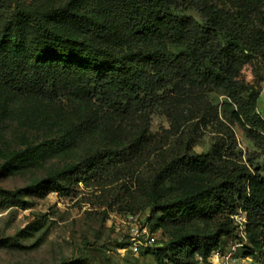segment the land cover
I'll use <instances>...</instances> for the list:
<instances>
[{"label": "trees", "instance_id": "trees-1", "mask_svg": "<svg viewBox=\"0 0 264 264\" xmlns=\"http://www.w3.org/2000/svg\"><path fill=\"white\" fill-rule=\"evenodd\" d=\"M257 56L264 65V0H0L4 169L14 174L46 160L63 163L11 198L20 205L22 195L88 185L110 166L141 165L154 156L162 165L151 187L152 214L161 223L195 218L210 231L148 246L144 254L159 264L165 257L190 264L189 256L207 263L224 238L236 235L233 216L244 212L251 245L245 257L256 259L264 252V176L236 151L235 134L211 96L225 97L228 122L264 152L260 93L242 73ZM58 103L70 110V121L53 112ZM15 109L30 112L25 125L46 130L24 149L5 145ZM154 114L170 127L153 132ZM211 123L222 136L198 153L196 134ZM84 135L97 142L78 156ZM185 176L199 182L173 199L160 198L162 183L172 187L170 178ZM121 192L115 189V197Z\"/></svg>", "mask_w": 264, "mask_h": 264}, {"label": "rangeland", "instance_id": "rangeland-1", "mask_svg": "<svg viewBox=\"0 0 264 264\" xmlns=\"http://www.w3.org/2000/svg\"><path fill=\"white\" fill-rule=\"evenodd\" d=\"M242 73L248 86L260 93L257 113L264 119V65L261 57H255ZM211 97L218 105L220 119L235 134L236 151H242L244 162L250 157L264 176V152L254 144L244 128L228 122L231 107L225 106V97L218 94ZM63 105L58 103L51 107L56 109L53 112L70 121V110ZM29 117V111L18 114L14 110L5 145L24 149L28 139L46 134L45 129L33 122L25 125L23 121ZM150 119L155 133L163 127H170L162 115L154 114ZM218 136L222 134L216 123L202 125L196 134L195 150L207 152ZM96 142L84 135L77 144V155L95 147ZM2 151L0 149V264H61L64 260L76 261V264H159L152 255L144 254L146 247H161L189 232L210 231L206 223L195 218L177 222L168 219L161 223L158 221L160 214H152L154 200L151 187L162 165V161L154 156L141 165L130 162L110 166L88 185L80 183L71 190L49 191L40 196L22 195L20 199L24 202L17 205V199L11 198L14 192L25 189L35 179L45 178L63 167V163L59 159L46 160L8 174L4 169L6 163ZM170 180L172 187L169 182L161 184L162 199H173L175 195L192 190L199 182L190 176ZM120 188L122 196L115 197V189ZM135 234L142 244L132 242ZM240 237L241 231L237 228L236 235L224 238L219 249L227 254L235 252V264H264V252L257 251L256 259L245 257L246 249L251 245L248 239L243 243ZM147 238H153V243L147 245ZM133 243H138L137 251ZM188 261L190 264L193 261L195 264H209V261L205 263L192 256ZM163 263L171 264L167 257Z\"/></svg>", "mask_w": 264, "mask_h": 264}, {"label": "built area", "instance_id": "built-area-1", "mask_svg": "<svg viewBox=\"0 0 264 264\" xmlns=\"http://www.w3.org/2000/svg\"><path fill=\"white\" fill-rule=\"evenodd\" d=\"M263 89H264V79H263ZM233 219L235 221V224L237 225V228L239 231H241V240L243 243L247 241L246 237V229H247V220H246V215L244 212H239L237 215L233 216ZM138 235L135 234V236L132 238V242H139V244H142L140 241L137 239ZM147 245L152 244L154 239H146ZM138 243H133L134 245V250L137 251L139 249ZM146 245V246H147ZM233 252L235 251V247L232 249ZM235 252L234 253H225L222 249L216 250L212 256L209 259V264H235L236 259L234 258Z\"/></svg>", "mask_w": 264, "mask_h": 264}]
</instances>
